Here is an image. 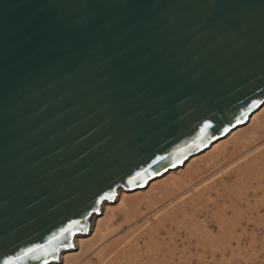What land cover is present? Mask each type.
Instances as JSON below:
<instances>
[{"label":"water","instance_id":"95a60500","mask_svg":"<svg viewBox=\"0 0 264 264\" xmlns=\"http://www.w3.org/2000/svg\"><path fill=\"white\" fill-rule=\"evenodd\" d=\"M263 103L264 0H0V264Z\"/></svg>","mask_w":264,"mask_h":264},{"label":"bare ground","instance_id":"6f19581e","mask_svg":"<svg viewBox=\"0 0 264 264\" xmlns=\"http://www.w3.org/2000/svg\"><path fill=\"white\" fill-rule=\"evenodd\" d=\"M262 136H264V103L249 116V119L246 123L238 125L228 134L214 141L206 149L190 156L181 165L173 167L167 170L162 175H158L155 178L151 179L145 186L130 189L119 187L116 192V199L112 201L107 199L101 202L100 213H102L103 209V214L97 212L91 216L90 228L88 232H78L73 235L74 247L65 248L59 253V260H52L47 264H60L62 262L63 264H99L100 261H102L103 264H117L118 262L120 264H129L128 262L131 261L130 264H132L133 259L131 258L129 253L132 250H135L132 249L133 244H137L135 240H138L139 236H149L150 234L154 235L155 233L159 234L162 228H165V231L169 233L171 230L169 228H166V226L168 223L172 225L174 222H176L177 225H179L181 222L182 227L184 226V224H188V227L185 230L186 239L188 241L187 248H191L192 244L195 242V240L193 241L192 237L196 235V248L201 247V249L204 251L205 249L207 250V248L210 249V253L212 255V258H210L213 259L212 261L217 259L216 257L214 258V256L218 251L223 257L228 251H231L233 253L235 251L241 253L242 251H244V248L247 250L254 249V245L256 244L255 240H257L260 231L256 230V228L254 227L249 229L248 225L249 223H251L252 225L256 223L258 224L260 222V218L254 217V212L252 210L247 214L248 218L246 222L248 223L243 224V222H241V220L244 219L243 216H240V218L238 219L236 216V219H229L226 217L225 210L223 211L219 209L221 210L219 212L218 209H216L217 212H219L218 214H216L217 212L212 211L209 205L211 203L210 201L215 203H227L224 200L226 199V195H228V197H230L229 199L231 203L229 204V206L231 208H234V206L239 205V207L241 208L243 206L241 205L242 201L236 199H239L238 190L236 191L237 193H235L232 187L227 188L225 177L233 181L235 180V183H237L241 179V177H244L246 174H249L253 170L256 174L254 182L257 183L255 186H258L259 184H261V186L258 188L256 187L257 189L252 186L253 184L251 185L252 187L250 186L252 188L250 190L252 192L250 193L251 197H254L252 195H255L257 193L259 195H264V170L261 171L263 166H261V164L259 165V167L261 168H259L256 164L257 161H254L258 160V157H260L259 155L263 156V154H259V152L257 151L258 153H256L259 155L256 156L255 154L251 155L249 152V154H246L247 156H241L237 159V162L235 161L229 166L224 167L232 156L235 155V157H237L238 153L241 152L242 149H245L246 147L248 148V146L251 147L252 144L257 143L258 139L260 140ZM229 145H231L232 147V149L230 150H228ZM262 162H264V158ZM222 168L226 170L218 172L216 174H212L210 177L206 178V175L209 172ZM256 168L260 170L258 171ZM203 178L206 179H204V182L202 181L199 185V190L202 189L200 193L206 190V188H212L217 191L216 198L213 196L214 199H212L213 197L211 195L208 196L207 194H203L201 196H198L197 198H188L186 194L183 196H179L181 193H178L183 188ZM206 182L207 184L210 182L215 183H211L206 188H204L206 185L204 183ZM220 186H224L222 187L224 188L223 191L220 190ZM247 189L248 188L246 187L244 190H241L246 192ZM234 193L236 195H234ZM241 193L243 195L244 192ZM246 201V205L250 207L253 200L247 199ZM254 204H256L254 207L255 209H257L259 206L261 207V205L263 206L264 198L261 199L260 196L259 199H256V202ZM226 205H224V207ZM237 207L238 206H236V209H239V207ZM247 208L245 209V211L247 210ZM209 212H211L209 215L212 214L213 218H215L216 216L214 220H216L217 223L216 225L218 228V233H215L213 229H210L208 227L207 214ZM233 213L235 215V211ZM149 214H153V220L147 219L142 227H131L139 219H141L143 215L145 217ZM200 215H205V217L200 220L198 218ZM178 219L181 220H179L178 222ZM181 226H178L180 227L179 230L181 229ZM195 226L199 228H197L196 233L193 232V227ZM239 226H241L240 231L238 228ZM129 227L130 230L127 229L128 232L126 234L119 238L115 237V235L118 234L122 229ZM172 234L174 235L173 232ZM243 234H247L250 237L251 241H249L248 247L242 244ZM189 235H191V237ZM151 237L149 238L151 239ZM173 244L175 245V247H177L176 240ZM150 245L151 244H149V246ZM159 249L160 248H158V250ZM151 251H153V249ZM172 252L174 253V251ZM172 252L170 253L172 254ZM132 256H134V259L139 258H137L135 254ZM186 256L188 257V255ZM197 256L199 255L197 254ZM172 257H174L173 254ZM190 258L192 260V257ZM199 258V264H210V261L206 260V257H201L200 255ZM178 259H181V257ZM191 260L188 259L187 261H185V264H194V260L193 262Z\"/></svg>","mask_w":264,"mask_h":264},{"label":"rangeland","instance_id":"374dc122","mask_svg":"<svg viewBox=\"0 0 264 264\" xmlns=\"http://www.w3.org/2000/svg\"><path fill=\"white\" fill-rule=\"evenodd\" d=\"M264 136H262L261 138H260V140L258 139V141H257V143H255V144H252V146L250 147V146H248V148L246 147L245 149H242L241 150V152H239L238 153V156L237 157H235V155L234 156H232L230 159H231V161H230V159H229V161H228V163L224 166V167H226V166H229L230 164H232V163H234L235 161L237 162V159L238 158H240L241 156L243 157V156H247L246 154H249V152H250V154L252 155H259V154H263V156L262 155H259L260 157H258V160H254L255 162H256V164L258 165V167H259V165H261V166H263V168H262V170L261 171H263L264 170V162H262L263 161V158H264V146H263V143H264ZM259 145V146H258ZM256 148H258V149H256ZM263 148V149H262ZM230 149H232V147H231V145H229V147H228V150H230ZM259 149H260V151H259ZM245 150V151H244ZM254 151V152H253ZM259 152V154H257L258 152ZM244 152V153H243ZM248 152V153H247ZM257 152V153H256ZM262 152V153H261ZM240 154H243V155H240ZM240 155V156H239ZM235 157V158H234ZM256 158V157H255ZM254 158V159H255ZM260 160H261V162H260ZM256 167V166H255ZM259 168H261V167H259ZM257 169V168H256ZM226 169H216V170H214V171H211V172H209L206 176V178H208V177H210L212 174H216V173H218V172H221V171H225ZM258 170V169H257ZM260 170V169H259ZM258 170V171H259ZM256 174L254 173V170L252 171V172H250L249 174H246L244 177H241V179L237 182V183H235V180L233 181V180H231V179H229V178H227V177H225L226 178V187L227 188H229V187H232V189H234V191H235V193H237L236 191L238 190V194H239V199L238 198H236L237 200H241L242 202H241V205H243L241 208L239 207V205H236V206H238L239 207V209H236V206H234V208L232 209L230 206H229V204H231L230 203V197H228V195H226V199L224 200L225 202H227V203H224V202H222V203H215V202H212V201H210L211 203H210V209H212V211H216L217 212V210L216 209H218V211L220 212L221 210H225V213H226V217L227 218H229V219H233V218H235L236 219V217H237V219L238 218H240V216H243V218L244 219H242L241 220V222H243V224H247L248 222H246L247 221V214L249 213V211H253L254 212V217H258V218H260V222L257 224H251V223H249V225H248V228L250 229V228H252V227H254V228H256V230H258V231H260V234L258 235V237H257V240H255L256 241V244L254 245V249H245L244 248V251H242L241 253H238V252H231V251H228L227 253H226V255H224L223 257H222V255L220 254V252L218 251V252H216V254H215V256H214V258L216 257L217 259H215L214 261H216V262H214V261H212L213 259H211L212 258V255H211V253H210V249H208L207 248V250L205 249V251L204 250H202L201 249V247H197L196 248V244H197V238H196V235L194 236V237H192L193 238V241L195 240V242H196V244H195V242L192 244V246H191V248L190 249H188L187 247V244H188V241H187V239H186V234H185V230L187 229V227H188V224L186 223V225L184 224V226L182 227L181 226V222H180V224L179 225H177L176 224V222H174L172 225H170L169 223L167 224V226H166V228H169L173 233H174V235L172 234V232L170 231L169 233L168 232H166L165 231V228H162L160 231V235L158 234V233H155L154 235H149V236H139L138 237V240L136 239L135 240V242L137 243V244H133V247H132V249H135V250H132L129 254H130V256H131V258L133 259V263L132 264H136V263H138V264H180L181 262V264H185V261H187L188 259H190L191 260V258L190 257H192V262H193V260H194V264H199V257H200V255H201V257L202 256H204V257H206L207 259L206 260H209L210 261V264H264V205L262 206L261 205V207L259 206L257 209H255L254 207H255V205L256 204H254L255 202H256V199H259L260 198V196H261V199H263L264 198V195H259L258 193L257 194H255V195H252V196H254V197H251V194L250 193H252L250 190L252 189L251 187L252 186H254V188H258V187H260L261 186V184H259L258 186H255L256 185V183L257 182H254L255 181V178H256V176H255ZM206 178H203V179H200V180H197V181H195L194 183H192V184H190V185H188L187 187H185V188H183L178 194H180L179 196H183V195H185L186 194V196L188 197V198H197L198 196H201V195H203V194H207L208 196L209 195H211L212 197L214 196L215 198H216V193H217V191L216 190H214V189H208V188H206L209 184H211V183H215V182H210V183H208L207 184V182L206 183H204V184H206L205 185V187L204 188H206V190H204L202 193H200V191H202V189L201 190H199V185H200V183L203 181L204 182V179H206ZM253 184V185H252ZM252 185V186H251ZM251 186V187H250ZM221 188H220V190L221 191H223V189L224 188H222V187H224V186H220ZM248 188L247 190H246V192L245 191H242V190H244L245 188ZM264 187V186H263ZM256 188V189H257ZM241 191H240V190ZM211 190V191H210ZM241 192H244L243 193V195H242V193ZM234 193V195H236ZM240 195H242V196H240ZM210 196V197H211ZM211 197V198H212ZM214 197L212 198V199H214ZM228 197V198H227ZM243 198V199H241V198ZM175 199H178V198H175ZM249 200V199H252L253 201H252V205L249 207V206H247L246 205V203H247V201L246 200ZM198 200V199H197ZM228 205V208H227V205ZM222 205H223V207H222ZM224 205H226L225 207H224ZM218 206V207H217ZM237 207V208H238ZM245 207V208H244ZM247 207H249V208H247ZM247 208V212L245 211V209ZM219 209H221V210H219ZM238 210V211H237ZM235 211V215H234V213L233 212ZM237 211V212H236ZM240 211V212H239ZM101 212V211H100ZM103 212H104V210L102 209V213H100V214H103ZM219 212H217L216 214H218ZM211 212H209L207 215V223H208V227L210 228V229H213L214 230V232L215 233H218V228H217V223H216V220H214L215 218H216V216H215V218H213L212 217V214L211 215H209ZM237 213V214H236ZM242 213V214H241ZM99 214V215H100ZM229 216H228V215ZM234 215V216H233ZM261 215V216H260ZM147 216H149V217H147ZM147 216H145L144 217V215L141 217V219H139L134 225H132L131 227H133V226H137V227H142L144 224H145V221L147 220V219H150V220H153V214H149V215H147ZM233 216V217H232ZM236 216V217H235ZM205 217V215H200L198 218L200 219V220H202L203 218ZM198 218H197V220H198ZM179 220H181V219H178V222H179ZM120 221H122V220H120ZM177 225V227H176V225ZM183 224V223H182ZM192 225V224H191ZM252 225V226H251ZM255 225V226H254ZM169 226V227H168ZM178 226H181V229L179 230V228L180 227H178ZM215 226V227H214ZM241 226H239L238 228H239V231H240V228ZM197 228L198 227H193V232L194 233H196V231H197ZM130 230V227L129 228H124V229H122L118 234H116L115 235V237H117V238H119V237H121V236H123L124 234H126L127 232H128V230ZM199 229V228H198ZM166 232V233H165ZM177 233V234H176ZM175 234H176V236H178V237H176L175 236ZM120 235V236H119ZM170 235H171V237H170ZM173 235V236H172ZM181 235V236H180ZM152 236V237H151ZM190 237H191V235H189ZM114 237V238H115ZM141 237H143V238H141ZM149 237H151V239L149 238ZM154 237V238H153ZM173 237V238H172ZM182 237V238H181ZM156 238V239H155ZM151 240V242H150V240ZM242 239H243V241H242V244L244 245V246H247L248 247V245H249V241H251L250 240V237H249V235H247V234H243V237H242ZM153 240H154V243H153ZM176 240V244H177V247L179 248H177V247H175V245L173 244L174 243V241ZM139 241V242H138ZM147 241V242H146ZM149 241V242H148ZM258 241V242H257ZM151 244L150 246H149V244ZM153 243V244H152ZM156 243V244H155ZM158 243H159V245H158ZM148 244V245H147ZM168 244V245H167ZM184 244V245H183ZM135 245V246H134ZM185 245H186V247H185ZM137 246V247H136ZM159 246V247H158ZM162 246V247H161ZM170 247V248H169ZM175 247V248H174ZM158 248H160L159 250H158ZM167 248H168V250H167ZM177 248V249H176ZM184 248V249H183ZM187 248V249H186ZM153 249V251H151ZM166 249V250H165ZM173 249V250H172ZM184 251H182V250ZM137 250V251H136ZM158 250V251H157ZM185 250H186V252H185ZM137 252V253H135V252ZM143 251V252H142ZM158 253H157V252ZM172 251H174V253H175V255H174V253L172 252ZM188 251H190V252H188ZM199 251V252H198ZM248 251V252H247ZM134 252V253H133ZM156 254H155V253ZM161 252V253H160ZM170 252H172V254H173V256L174 257H172V254L170 253ZM180 252H183V253H180ZM188 252V253H187ZM196 252H197V254L199 255V256H197V254H196ZM133 253V254H132ZM186 253V254H185ZM136 255L137 256V258L140 260V262H139V260L138 259H134L133 257L134 256H132V255ZM191 256H190V255ZM219 254V255H218ZM232 254V255H231ZM182 255H184V256H186V255H188V257L186 256V257H184V256H182ZM249 255V256H248ZM143 256V257H142ZM181 257V259H178V258H180ZM156 257V258H155ZM166 257V258H165ZM182 257H184V258H182ZM211 257V258H210ZM225 257H226V260H225ZM136 258V257H135ZM223 258V259H222ZM131 259V260H132ZM149 259H151V260H149ZM168 259V260H167ZM183 259V260H182ZM186 259V260H185ZM135 260V261H134ZM142 260V261H141ZM178 260H179V262H178ZM223 260V261H222ZM175 261V262H174ZM219 261V262H218ZM228 261V262H227ZM134 262H136V263H134ZM143 262V263H142ZM150 262V263H149ZM158 262V263H157ZM221 262V263H220ZM225 262V263H224ZM227 262V263H226ZM129 264L131 263V261H129L128 262ZM60 264H63V262L62 263H60ZM99 264H103V262L102 261H100L99 262ZM117 264H120L119 262L117 263Z\"/></svg>","mask_w":264,"mask_h":264},{"label":"snow or ice","instance_id":"6c2138e0","mask_svg":"<svg viewBox=\"0 0 264 264\" xmlns=\"http://www.w3.org/2000/svg\"><path fill=\"white\" fill-rule=\"evenodd\" d=\"M210 127L209 124H204L203 128L201 129V133H203L206 129ZM140 176V173H137V177ZM135 178L130 181L134 182ZM103 199H112V194L108 193ZM95 210V209H94ZM80 224L79 221H72L69 223L66 227L60 229V234L63 235L65 233H71V231L78 227ZM57 239V234L53 233L51 237L48 239L47 245H34L33 247L22 249L20 252H17L15 256H8L6 259L3 260V264H16L17 260H25V259H39L40 257L36 255V253H42L44 255H47V248L49 245H52V243ZM54 250V249H53Z\"/></svg>","mask_w":264,"mask_h":264}]
</instances>
